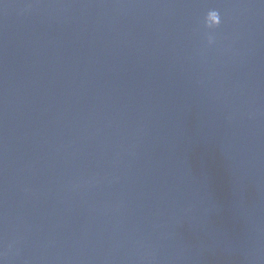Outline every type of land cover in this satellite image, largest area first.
<instances>
[{"label":"water","instance_id":"1","mask_svg":"<svg viewBox=\"0 0 264 264\" xmlns=\"http://www.w3.org/2000/svg\"><path fill=\"white\" fill-rule=\"evenodd\" d=\"M0 264H264V0H0Z\"/></svg>","mask_w":264,"mask_h":264},{"label":"clouds","instance_id":"2","mask_svg":"<svg viewBox=\"0 0 264 264\" xmlns=\"http://www.w3.org/2000/svg\"><path fill=\"white\" fill-rule=\"evenodd\" d=\"M209 16L212 17V19H214L216 22L215 23H210L209 22ZM221 23V18H220V14L218 11L216 10H211L207 13L206 17H205V24L207 27L211 28V27H218ZM207 43L208 45H212L215 43V39L212 35H209L207 37Z\"/></svg>","mask_w":264,"mask_h":264}]
</instances>
